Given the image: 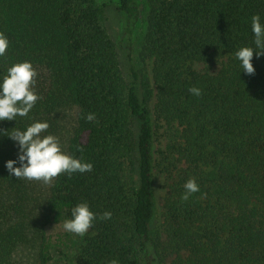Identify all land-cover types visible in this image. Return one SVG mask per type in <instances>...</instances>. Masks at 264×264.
<instances>
[{"label": "trees", "instance_id": "trees-1", "mask_svg": "<svg viewBox=\"0 0 264 264\" xmlns=\"http://www.w3.org/2000/svg\"><path fill=\"white\" fill-rule=\"evenodd\" d=\"M115 1L125 46L144 25L139 54L150 77L133 64L124 77L105 4L0 0L9 41L0 74L24 60L37 72L40 99L16 127L47 120L64 152L93 165L47 185L16 179L4 168L16 148L0 136V264H16L23 247H37L35 264H48L46 227L81 201L111 218L72 240L77 264H264V55L254 53L252 75L233 55L251 43V16L264 20V0H145L142 15L137 0ZM220 60L216 73L192 66ZM151 114L168 127L159 162ZM14 126L2 121L0 131ZM156 165L167 182L160 230L152 227ZM188 179L199 191L185 201Z\"/></svg>", "mask_w": 264, "mask_h": 264}, {"label": "clouds", "instance_id": "clouds-1", "mask_svg": "<svg viewBox=\"0 0 264 264\" xmlns=\"http://www.w3.org/2000/svg\"><path fill=\"white\" fill-rule=\"evenodd\" d=\"M252 40L250 44L241 45L234 50V58L244 74L255 72L252 60L264 55V20L260 14H253L250 18ZM9 46L7 36L0 32V57L5 55ZM240 71V72H241ZM37 72L28 60L13 63L0 74V122L15 121V126L7 131H0V136L10 138L16 148V157L8 159L4 168L10 176L26 181H40L47 185L60 174L71 176L75 173H85L92 170V163L82 158H76L63 151L57 136L48 133L47 120H32L23 128L16 127L17 118H24L40 99L35 85ZM189 93L199 96L198 87H189ZM86 121H92L94 114L85 116ZM181 200L199 191V185L194 179H188L183 185ZM111 212L104 211L97 216L86 201L76 203L70 210V218L63 221L62 229L67 233L83 236L97 219L107 220ZM110 264H116L111 261Z\"/></svg>", "mask_w": 264, "mask_h": 264}, {"label": "rangeland", "instance_id": "rangeland-1", "mask_svg": "<svg viewBox=\"0 0 264 264\" xmlns=\"http://www.w3.org/2000/svg\"><path fill=\"white\" fill-rule=\"evenodd\" d=\"M99 5L103 6L101 12L102 23L107 30L110 38L115 43L119 64L122 73L125 78L129 74V65L133 64V67L142 71L150 77V60L142 58L139 54L142 44V33L144 30V25L138 23L136 28L133 30L131 44L128 48L125 46L124 39V17L119 13L116 8L115 0H94ZM138 6L142 13L144 12L145 0H137ZM131 60V61H129ZM193 68L201 72L216 73L222 66V61H217L214 63H193ZM154 100L150 104V108H153ZM151 128L153 131V152L156 159L155 162H159V152L164 148L165 141L167 138L168 127L160 120H156L155 116L151 114ZM160 166L156 165L154 167L153 176V198L155 202L154 218L152 222L153 229L158 228L160 230L162 223V200L166 191L167 182L165 174L160 172ZM64 220L58 222L50 223L46 229V239L49 244L50 260L48 264H77L74 259L75 251L72 247V240L76 238V241L80 239L81 236L73 235L63 231L62 224ZM161 239L164 240V235L161 234ZM37 247L29 248L23 247L15 255L16 264H35ZM171 257L167 259V264H169Z\"/></svg>", "mask_w": 264, "mask_h": 264}]
</instances>
